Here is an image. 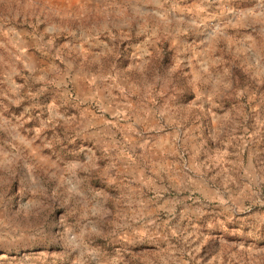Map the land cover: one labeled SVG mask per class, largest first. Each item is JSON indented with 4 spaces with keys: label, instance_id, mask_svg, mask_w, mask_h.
<instances>
[{
    "label": "rangeland",
    "instance_id": "1",
    "mask_svg": "<svg viewBox=\"0 0 264 264\" xmlns=\"http://www.w3.org/2000/svg\"><path fill=\"white\" fill-rule=\"evenodd\" d=\"M0 264H264V0H0Z\"/></svg>",
    "mask_w": 264,
    "mask_h": 264
}]
</instances>
